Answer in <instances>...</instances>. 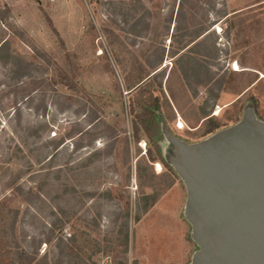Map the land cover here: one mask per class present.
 <instances>
[{
  "label": "rangeland",
  "instance_id": "374dc122",
  "mask_svg": "<svg viewBox=\"0 0 264 264\" xmlns=\"http://www.w3.org/2000/svg\"><path fill=\"white\" fill-rule=\"evenodd\" d=\"M261 15L264 0H0V263L18 264V246L61 264L189 262L198 246L186 187L177 178L145 210L153 191L145 183L169 169L148 161L149 151L160 144L167 159V142L134 140L130 107L150 89L163 114L174 111L168 128L187 143L210 135V117L217 130L235 124L252 96L264 120V45L256 48L264 40L239 48L235 36L242 19L249 26ZM247 49L257 68L243 64ZM129 51L150 73L133 91ZM236 70L258 74L240 94L220 84Z\"/></svg>",
  "mask_w": 264,
  "mask_h": 264
},
{
  "label": "water",
  "instance_id": "95a60500",
  "mask_svg": "<svg viewBox=\"0 0 264 264\" xmlns=\"http://www.w3.org/2000/svg\"><path fill=\"white\" fill-rule=\"evenodd\" d=\"M164 130L198 246L186 264H264V120L253 104L235 124L197 143Z\"/></svg>",
  "mask_w": 264,
  "mask_h": 264
},
{
  "label": "trees",
  "instance_id": "16d2710c",
  "mask_svg": "<svg viewBox=\"0 0 264 264\" xmlns=\"http://www.w3.org/2000/svg\"><path fill=\"white\" fill-rule=\"evenodd\" d=\"M241 24L242 27L237 28L235 35L236 39L240 41V43L238 44L239 48L242 47L251 48L250 45L252 43L264 40V15H261L256 21H252V23L249 26H245L244 19L241 20ZM150 36H151L150 37L151 40H156L159 37V34L157 33L154 27H151ZM120 43L123 44L122 41H120ZM263 45L264 43H261L258 46L256 45V48L257 47L261 48L263 47ZM149 46L152 47L150 43ZM124 48L128 50L126 46ZM144 48L145 47H142L139 50V52L140 54H142L143 57L145 56L147 57L146 53L144 52ZM34 51L41 58H43L48 64L51 63L50 58L46 56L44 53H42L39 49L36 48L34 49ZM250 53L251 51L249 49L245 51V54L243 56L245 57V59L243 60V64L246 66H250L252 68H257L249 65V62L246 59L250 55ZM130 55L133 61V66L131 68V71L127 72L125 75V83L127 85L128 90L133 91L137 88L143 87L145 82L148 80L150 73L147 71V64L142 63V61H140L139 56L133 54L132 52H130ZM159 64L160 63H158V60L150 61L148 63V65H150L151 67H156ZM257 79H258V74L254 70H241V71L236 70L232 73L231 78L221 79L220 84L221 86L224 87L225 91L240 94L245 89L250 87L253 83H255ZM60 83L64 84L68 89H72V90L76 89L75 84L70 80V78L66 74H61ZM157 85L160 88H162L161 81H159ZM144 90H146L149 93V95L146 96L144 93H142L143 95L139 101L138 106H136L135 103H132V106L130 107V111L134 118L133 139L138 141L142 136L146 135L147 138L151 140L152 139L156 140L155 138H157L158 136H162L167 142V147L165 148L164 152L166 151L168 154L171 147V143L168 141L166 137L164 127L165 126L168 127L167 121L169 118L173 119L175 117L174 111L170 109L169 111H167V113L163 114L157 107L158 106L157 103H155L157 97L154 96L153 94L154 92H152L150 89L144 88ZM262 91L264 92L263 82H262ZM250 99L252 100L254 109L257 115L259 116L257 112L258 100L254 96H252ZM170 112L172 113V115L169 117L168 114H170ZM207 116H208L207 112H202L201 114H199L198 119H202ZM208 119H209V124H208L207 133L212 135L217 131H219L217 130L219 128V123L213 117H210ZM168 129L173 135H175L170 128ZM127 153L129 154V151ZM155 160H160L169 167L168 173L164 174V176H169V179H165L164 176L161 175L160 176L161 180L157 181L156 176L152 175L150 180L147 183H145L147 186L153 189V191L147 195L148 204L145 207L146 211L158 201L159 197L162 194H164L165 191L173 185V183L177 178H180L174 167L167 161L166 157L161 155L160 144L157 147V153L154 154L152 151H149L148 161L153 162ZM157 166L161 170L162 165L160 163H157ZM138 170L141 171L139 165H138ZM16 216L17 214L15 215V219L13 222H11L9 227L13 237L16 235V227H17ZM137 219L139 220V217ZM128 243H129V234L127 232L125 233L123 239H121V244H123L125 252L128 250ZM16 260L18 261V264H61V262L49 261L47 255H39L38 253L30 252L25 248H21L20 246H18L16 250Z\"/></svg>",
  "mask_w": 264,
  "mask_h": 264
}]
</instances>
